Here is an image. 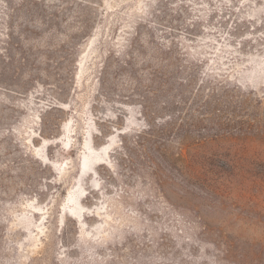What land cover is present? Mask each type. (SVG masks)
<instances>
[{"label":"rangeland","instance_id":"374dc122","mask_svg":"<svg viewBox=\"0 0 264 264\" xmlns=\"http://www.w3.org/2000/svg\"><path fill=\"white\" fill-rule=\"evenodd\" d=\"M0 264H264V0H0Z\"/></svg>","mask_w":264,"mask_h":264}]
</instances>
